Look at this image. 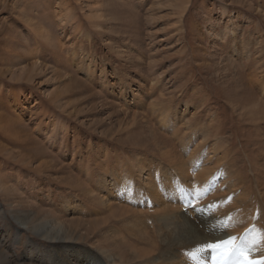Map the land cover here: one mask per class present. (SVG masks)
I'll return each mask as SVG.
<instances>
[{
	"label": "rangeland",
	"instance_id": "rangeland-1",
	"mask_svg": "<svg viewBox=\"0 0 264 264\" xmlns=\"http://www.w3.org/2000/svg\"><path fill=\"white\" fill-rule=\"evenodd\" d=\"M59 6V0H0V124L20 136L0 130V143L32 160L19 165L0 153V264H111L101 251L114 264H146L138 253L150 249L136 235L110 232L121 227L115 220L122 209L101 208L98 182L137 156L158 164L157 146L180 152L176 137L196 138L213 115L240 176L264 192V100L254 89L248 103L239 87L255 65L235 64L242 75L233 84L223 68L230 24L241 28L236 38L254 48L262 42L264 60V0H61L70 13L64 24ZM253 107L259 114L245 116ZM161 113L175 123V134L161 125ZM43 161L46 167L36 168ZM127 204L121 207L139 210ZM146 219L162 252L168 232L162 228L160 239L159 224ZM184 229L176 225L173 236L182 239ZM201 231L223 240L221 232ZM161 252L152 255L166 264ZM175 252V264H211L190 247Z\"/></svg>",
	"mask_w": 264,
	"mask_h": 264
},
{
	"label": "bare ground",
	"instance_id": "bare-ground-1",
	"mask_svg": "<svg viewBox=\"0 0 264 264\" xmlns=\"http://www.w3.org/2000/svg\"><path fill=\"white\" fill-rule=\"evenodd\" d=\"M59 4L58 9L56 8L57 15L60 16L59 22L64 24V22L70 20V13L68 9L62 8L61 0H59ZM186 8L183 5V12ZM94 9L99 10L98 6L93 7ZM221 10L222 14H225L223 6ZM180 18L177 20L178 24ZM240 32L241 28L233 26V24H230L225 29L224 34L226 36L229 35L233 39V42L225 58L223 65L224 73L233 84L237 80H240L242 75V71L240 72V69L237 70L235 64H242L243 69L245 67L250 69L255 65V70L247 73L248 79L245 83H241L239 87H243L248 92V99L246 98L248 103L252 99H255L252 93L254 89L260 91L264 100V60L262 59V50L259 47L262 42L256 43L254 48L253 44L245 40L244 37L243 39L236 38ZM252 48L255 49L254 52ZM260 110L259 107H256V109L250 108L247 110L248 112L243 113L250 117L259 114ZM169 119L167 114H160V120H162L161 125L167 131H171V134H175V123ZM214 120L215 116L213 115L209 123L211 126L207 127L202 125L201 127H196V138H193V134L190 138L185 137L183 133L179 134L176 138L180 152L177 150L178 147L176 149L177 151H175L168 144L162 147L156 145L157 156L159 158H157L158 164L153 160H145L137 156L130 163L127 162L126 165L118 167L120 168L119 170H113L109 177L102 178L98 182L97 187L99 191L98 193L96 192L95 197L101 208L108 212L112 209L113 205H118L122 209L118 213L120 220H115L117 224L121 223V227L119 229L113 227V230L110 232L112 234L114 233V236H118L121 231L129 235H136L138 241L150 249L149 251L143 249L138 253L140 254L139 258L143 259L146 264H160V260L157 258L158 255L154 257V254L156 251L161 252L156 238L151 236L150 239L148 236L147 229L150 223L146 217L153 218L161 227L159 230L160 239L162 237V228L168 232V235L164 239H161L163 244H168V246H164L165 250L163 249L160 254L163 259L162 262L166 264H175L177 258L175 251L178 247H186V249L190 247V250L199 251L209 257L207 251L204 250V246L210 243L209 241L211 239L209 240V237L204 236V233L201 231L203 228L221 232L223 240L225 237L235 238L232 243H240L239 246H243L245 250L251 249V259L253 260L255 257H259V259L264 257V207L261 206L264 201V192H255L251 187L252 179L246 175L243 177L240 176V165L237 162L235 163L232 150H230L229 139L218 136V133L215 132L218 128L214 126ZM262 126L264 127V124ZM62 128L65 129V126ZM58 129L59 127H54L51 130L53 132L51 135L54 136L57 134ZM189 129L187 128L186 131ZM0 130L2 133L5 132L12 136L14 135L13 138H16V140L20 138L18 131L13 130L14 132H12L5 124H0ZM52 136L46 137V140H49ZM188 139H194L197 145L193 148L190 147V141ZM200 145H205V147H202L198 151L197 148H200ZM0 153L9 159L10 156H15L19 165L27 166L32 162L30 156L28 157L22 148H18L14 155V152L10 153L9 148L0 143ZM40 163L39 167L36 168L42 169L46 167L44 161ZM105 170V172H108V168ZM251 172L255 177L254 179H256L255 173L259 175V173H263V170L260 171L255 167V173L252 169ZM257 184L258 186L259 184L262 186V182L260 181L256 183V186ZM2 186L0 181V194L3 195L4 189H2ZM111 187H115L113 193L111 192ZM89 193H93V191L90 190ZM124 202L128 203L127 205L134 209L137 206L139 210L134 212L124 206L121 207ZM75 205L73 207L78 208ZM144 209L146 211L143 212L142 210ZM176 225L187 228V230L184 229L183 235H181L183 236L182 239H177L175 234L173 236ZM33 229L41 230V226L39 228L38 225H35ZM46 231L48 232V230ZM185 237H187L188 242L183 241ZM167 238L172 241V244H170V241L166 242ZM217 241L220 240L212 238L211 242ZM233 244L232 246H235ZM222 251L223 248L216 253L217 258H219ZM101 254L109 263L114 264L111 255H108L105 251H101ZM133 255H137V253L134 251Z\"/></svg>",
	"mask_w": 264,
	"mask_h": 264
},
{
	"label": "snow or ice",
	"instance_id": "snow-or-ice-1",
	"mask_svg": "<svg viewBox=\"0 0 264 264\" xmlns=\"http://www.w3.org/2000/svg\"><path fill=\"white\" fill-rule=\"evenodd\" d=\"M235 238H228L226 240H220L214 243H208L204 246V250L207 251L211 264H229L232 261L233 264H264V257L259 260L250 259L251 249L245 250L243 246H232V242ZM227 245V247H225ZM223 248L219 258L216 253Z\"/></svg>",
	"mask_w": 264,
	"mask_h": 264
}]
</instances>
